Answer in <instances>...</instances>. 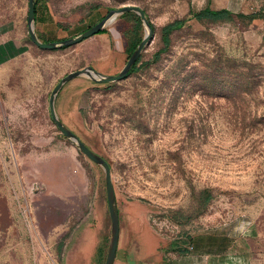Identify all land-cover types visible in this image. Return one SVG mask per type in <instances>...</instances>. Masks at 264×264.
I'll list each match as a JSON object with an SVG mask.
<instances>
[{
	"label": "rangeland",
	"instance_id": "374dc122",
	"mask_svg": "<svg viewBox=\"0 0 264 264\" xmlns=\"http://www.w3.org/2000/svg\"><path fill=\"white\" fill-rule=\"evenodd\" d=\"M28 3L0 0V264H105L104 171L56 128L49 100L68 74L124 62L145 26L119 17L106 34L46 51L30 39ZM39 4L48 43L125 6L154 27L137 72L111 84L75 79L56 101L65 125L110 163L122 220L150 227L149 263L264 264V0ZM207 7L234 17L189 19L154 62L162 29ZM124 246L118 264H129Z\"/></svg>",
	"mask_w": 264,
	"mask_h": 264
},
{
	"label": "water",
	"instance_id": "95a60500",
	"mask_svg": "<svg viewBox=\"0 0 264 264\" xmlns=\"http://www.w3.org/2000/svg\"><path fill=\"white\" fill-rule=\"evenodd\" d=\"M127 13H134L140 17L143 25L145 26V36L142 42L140 43V45L137 47V49L129 58L124 68L117 75H103L102 73L95 70L93 67L84 68L82 70L72 72L58 82V84L54 87L49 100L50 116L56 128L65 137V139H67L76 149H78L84 156H86L93 163L101 167L102 170L104 171L106 198H107V205H108V211H109V217L111 223V236H110V242H109L105 264L116 263L117 252L120 242V212L117 202L116 189L113 181L112 167L105 158H103L95 151H93L74 132H72L65 125V123L60 119L57 113L56 101L64 86L69 82L78 78H86L95 84H111L125 80L129 76L130 72L133 70L134 66L136 65L137 61L139 60L145 48L150 45L154 37V29L147 17L146 12L143 9L137 6H125L119 9L111 10L101 22H99L98 24L91 27L83 34L77 37L64 40L63 42L60 43H56V42L45 43L39 39L35 28L36 0H29L28 3L27 21H28L30 39L36 47L46 51H54L64 46H69V47L75 46L88 38L100 34L104 29H106L108 26L113 24L119 17Z\"/></svg>",
	"mask_w": 264,
	"mask_h": 264
},
{
	"label": "crops",
	"instance_id": "0c3cea01",
	"mask_svg": "<svg viewBox=\"0 0 264 264\" xmlns=\"http://www.w3.org/2000/svg\"><path fill=\"white\" fill-rule=\"evenodd\" d=\"M39 1V0H38ZM40 6L38 2V7ZM102 8L97 10V13H100ZM50 15L40 8H38L37 16H36V24H37V35L39 39L44 42L47 41L43 36H48L50 33L49 29V21ZM63 90V89H62ZM62 92V91H61ZM120 212V211H119ZM111 228V223H110ZM152 231L149 226H144L142 221L137 223V221H123L120 212V242L117 252V260L115 264L119 263L121 258V254L123 253L122 246L124 242V256L127 258L129 264H137L139 262H147L146 264H150L149 260L155 258V254H151L150 251L154 248V237L152 235ZM111 236V229L110 235L107 237V243L105 246L104 252V262L106 260L107 251L109 247ZM156 251V250H155ZM153 264V262H152Z\"/></svg>",
	"mask_w": 264,
	"mask_h": 264
},
{
	"label": "trees",
	"instance_id": "16d2710c",
	"mask_svg": "<svg viewBox=\"0 0 264 264\" xmlns=\"http://www.w3.org/2000/svg\"><path fill=\"white\" fill-rule=\"evenodd\" d=\"M38 0L36 3V16H37V12H38ZM126 16H132L136 19V21L138 22V28L137 30H142V23L140 20V17L134 13H127L121 16V18H124ZM234 17V14L229 11L228 9H221V10H212L210 7H207L203 10H201L200 12H193L191 11L190 13V17L188 19L185 20H177L173 23H170L168 25H166L163 29H162V33H163V42L165 44L164 49H162L159 53H157L154 56L153 61L157 62L160 60L161 58V54L167 52L168 48L170 47L171 44V35L173 32L178 31L180 29H182L187 21L189 19H196L198 21H204V20H209L212 22H219V21H223V20H228L230 18ZM153 27V25H152ZM154 29V27H153ZM107 33V29H104L100 34H106ZM143 37L138 36L134 39L133 42L130 43L129 47H127L126 49V53L128 54V57H126V60L123 62L120 59V55H114L112 57V60H110V65L107 66L105 65L103 68H97V71L102 73L103 75H115L117 74L128 62L129 58L131 57V55L134 53V51L137 49V47L140 45V43L142 42ZM64 40H59L58 43L63 42ZM45 43H48L47 41H44ZM112 61V62H111ZM140 60L137 61L136 65L134 66L133 70L130 72V74L135 73L139 70L138 64H139ZM129 74V75H130Z\"/></svg>",
	"mask_w": 264,
	"mask_h": 264
}]
</instances>
